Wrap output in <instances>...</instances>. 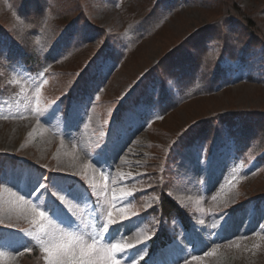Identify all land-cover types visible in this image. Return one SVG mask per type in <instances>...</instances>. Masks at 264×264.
I'll list each match as a JSON object with an SVG mask.
<instances>
[{"label": "rangeland", "instance_id": "rangeland-1", "mask_svg": "<svg viewBox=\"0 0 264 264\" xmlns=\"http://www.w3.org/2000/svg\"><path fill=\"white\" fill-rule=\"evenodd\" d=\"M40 1L45 11H55L41 26L38 23L35 43L46 51L62 32L72 29L75 47L45 63L54 73L53 80L21 65L7 72L0 67V90L10 99L0 97V156L14 155L19 162L0 168V264H21L24 251L33 243L42 254L23 258V264H51L44 249L62 255L74 243L69 233L87 244L97 241L94 264H111L112 260L135 264L147 248L148 230L156 231L157 184L167 187L168 195L186 207L193 227L185 233L177 229V237L156 257L148 258L147 264H264V203H249L235 215L223 210L264 193V164L254 160L253 154H247L243 164L231 148L205 155L203 146H190L175 148L170 155L174 138L196 120L225 110L264 111L261 46L251 47L242 38V52L249 57L243 65L224 53L230 65L238 68L226 85L214 88L216 80H226L220 76L225 62L220 58L219 77L210 79L211 86L205 85L220 42L219 35L212 34L209 55L201 57L197 67L204 75L205 91L192 89L178 95V87L172 90L170 75L164 74L174 104L162 109L158 101L157 109L141 102L149 93L157 101V86L162 83L155 77L139 103L129 99L130 106L112 120L117 104L138 94L148 69L198 27L219 18L220 3L212 9L208 0H168L160 8L163 15L156 18L152 14L156 0ZM236 1L244 12L264 9V0ZM83 12L85 19L79 20ZM260 19L264 34V13ZM0 25L17 31L23 25L6 0H0ZM93 26L113 33L129 28L125 47L111 40L110 50L120 57L115 62L100 60L92 67L90 74L99 79L87 81L90 92L72 103L63 116L52 99L96 46L98 30ZM180 63L176 59L171 69H179ZM175 75L179 83L181 74ZM257 153L263 154L264 148L256 149ZM165 163L163 176L160 170ZM35 167L49 170L48 177ZM146 207L152 209L146 218L134 212ZM100 223L110 229L102 242L98 240ZM112 244L121 248L118 258L108 252Z\"/></svg>", "mask_w": 264, "mask_h": 264}, {"label": "trees", "instance_id": "trees-1", "mask_svg": "<svg viewBox=\"0 0 264 264\" xmlns=\"http://www.w3.org/2000/svg\"><path fill=\"white\" fill-rule=\"evenodd\" d=\"M6 1L8 2L9 9L21 19L23 25L19 28L20 31L7 29L0 25V58L1 61L5 62L3 68L7 72L13 67L15 61L20 59L26 68L28 67L31 71H35L42 67L49 58L53 57V47L49 46L46 51L43 49L42 52H39V48L37 49L34 43V38L36 35H39L43 19L48 17L50 11L54 13L55 10L51 8V10L45 11L46 7L40 0ZM166 1L168 0H160V3ZM219 3L222 8L219 18L216 17V20L198 27L189 38L179 42L177 46L167 51L146 73L148 78L154 75L160 79L162 85H165L166 76H163L164 74L172 75L175 73V69L172 70L171 67L176 59L181 60L180 68L185 75V73L190 71V67H195L201 63V56L197 53L200 47L199 40L201 38L203 40L205 38L211 40L210 36L212 34H218L220 39V52L219 54L218 52L215 53L214 62L212 63L214 65L212 72L214 75L216 73L217 77H219L216 71L219 69L217 60L222 57L219 56L220 53H227L235 58L237 56L236 52H242V38L246 37L251 47L259 45L264 50V34L261 26L262 20L260 19L261 14L263 15L264 13V9L261 7H258V9H244L246 10L244 12L236 0H213L210 8L219 7ZM44 12L46 13L43 17ZM82 19H84L83 15L80 14L79 20ZM38 23H40V26ZM96 29H98L100 38L98 46L92 47L89 50L85 64L81 66L78 73L70 75L72 79H69L62 89H60L59 92L62 97L66 93H71L75 96L81 92H85L87 81L94 78V74H90V68L93 65L94 59L100 55H112L110 48L113 47V43H110L109 34L101 28L96 27ZM233 35H235L234 38ZM64 55L65 53L61 54V57ZM221 73H223V68L220 70ZM198 78L202 80L200 75H198ZM151 100L152 97L147 96L143 102L160 107L158 102L160 101L162 109L170 106L169 102L175 101L171 92L165 87L159 88L157 101ZM219 135H228L236 146H246L249 142H255V149L264 148V111L236 109L220 111L187 125L175 139H178L183 144H190L197 140L198 142L211 145ZM1 160L2 163L5 161L14 162L16 161V157L3 156ZM261 160L264 161V153L261 156ZM259 198H264V193L259 195ZM160 205L164 208L163 215L165 218H176L178 212L174 204L171 205L170 201L164 198Z\"/></svg>", "mask_w": 264, "mask_h": 264}, {"label": "snow or ice", "instance_id": "snow-or-ice-1", "mask_svg": "<svg viewBox=\"0 0 264 264\" xmlns=\"http://www.w3.org/2000/svg\"><path fill=\"white\" fill-rule=\"evenodd\" d=\"M40 186L43 187V185ZM39 215L43 216L44 213L41 212L39 213ZM109 216H111V213H109ZM123 218L125 217H122V219ZM109 223H112V221L110 220ZM104 230L106 233L110 232L108 224L104 225ZM67 235H69V237L74 241V243L72 248L65 249L62 255L55 256L51 253L50 249H44V251L49 252V255L52 258L51 264H94L92 253L95 249L97 241L93 239L92 244H87V242L80 237L73 236L71 233ZM59 247L64 248L63 245H60ZM117 251H121V248L116 244H112L111 248L108 249L109 254ZM111 264H116V262L112 260Z\"/></svg>", "mask_w": 264, "mask_h": 264}]
</instances>
